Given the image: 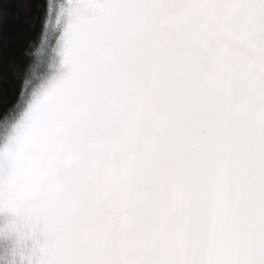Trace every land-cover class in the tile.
Instances as JSON below:
<instances>
[{"label": "snow or ice", "instance_id": "obj_1", "mask_svg": "<svg viewBox=\"0 0 264 264\" xmlns=\"http://www.w3.org/2000/svg\"><path fill=\"white\" fill-rule=\"evenodd\" d=\"M0 0V264H264V0Z\"/></svg>", "mask_w": 264, "mask_h": 264}, {"label": "trees", "instance_id": "obj_2", "mask_svg": "<svg viewBox=\"0 0 264 264\" xmlns=\"http://www.w3.org/2000/svg\"><path fill=\"white\" fill-rule=\"evenodd\" d=\"M31 15L25 0H12L9 4V13L6 21V27L10 34L16 37L26 36Z\"/></svg>", "mask_w": 264, "mask_h": 264}]
</instances>
